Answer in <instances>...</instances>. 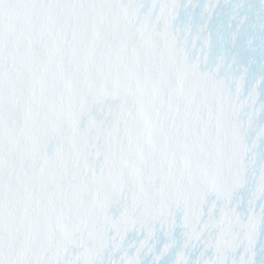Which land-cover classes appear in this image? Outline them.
Wrapping results in <instances>:
<instances>
[{
    "label": "snow or ice",
    "instance_id": "1",
    "mask_svg": "<svg viewBox=\"0 0 264 264\" xmlns=\"http://www.w3.org/2000/svg\"><path fill=\"white\" fill-rule=\"evenodd\" d=\"M0 264H264V0H0Z\"/></svg>",
    "mask_w": 264,
    "mask_h": 264
}]
</instances>
